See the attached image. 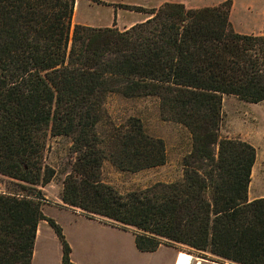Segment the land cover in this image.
Instances as JSON below:
<instances>
[{
  "label": "trees",
  "instance_id": "obj_1",
  "mask_svg": "<svg viewBox=\"0 0 264 264\" xmlns=\"http://www.w3.org/2000/svg\"><path fill=\"white\" fill-rule=\"evenodd\" d=\"M122 8L149 17L120 31L75 25L76 0H0V174L21 188L0 193V264H32L43 221L62 264H75L37 189L56 177L47 164L55 137L70 138L76 155L67 208L133 231L141 252L169 246L264 264V198H249L257 151L220 135L225 96L264 102V35L237 32L230 1ZM111 94L157 98L163 120L190 131L182 180L125 194L102 180L106 161L124 172L167 163L165 141L137 118L101 131Z\"/></svg>",
  "mask_w": 264,
  "mask_h": 264
},
{
  "label": "rangeland",
  "instance_id": "obj_2",
  "mask_svg": "<svg viewBox=\"0 0 264 264\" xmlns=\"http://www.w3.org/2000/svg\"><path fill=\"white\" fill-rule=\"evenodd\" d=\"M100 1L102 3L99 4L92 0H76L74 24L94 28L116 27L124 31L132 24L147 19L149 15L127 10L122 5L152 9L171 2L183 3L188 9H202L218 7L230 1V18L236 31L241 34L264 35V0ZM117 11L119 18L116 16ZM106 109L108 119L102 125L101 131L109 133L112 129L110 124L119 126L127 123L130 118H137L142 121L149 136L165 141L167 150V163L164 166L139 172L120 171L106 161L102 168V180L106 184L125 194L184 178L183 162L192 151V134L180 124L163 120L157 98L127 99L120 94H111L107 99ZM220 135L224 139L248 142L255 147L257 157L249 195L252 198L264 197V102L250 104L235 96H225ZM49 145L47 164L55 169L56 177L46 187L37 189L43 192L46 202L56 205L62 195L64 181L72 172L76 155L72 150V140L68 137L52 138ZM18 184L20 182L0 174V193L19 192L21 188ZM45 212L62 228L72 249L71 258L75 264H173L181 251L194 257L231 264L211 254L189 248L161 246L155 252H141L137 248L133 231L101 220L97 222L95 220L98 219L87 216L81 217L54 206L46 207ZM35 249L37 254L32 264H62V243L48 223L42 225Z\"/></svg>",
  "mask_w": 264,
  "mask_h": 264
},
{
  "label": "crops",
  "instance_id": "obj_3",
  "mask_svg": "<svg viewBox=\"0 0 264 264\" xmlns=\"http://www.w3.org/2000/svg\"><path fill=\"white\" fill-rule=\"evenodd\" d=\"M116 16H117V18H119V14H118V11L116 12ZM75 17H76V15H75ZM114 21V20H113ZM117 21V20H116ZM144 21V20H143ZM142 22V21H141ZM136 23H134V24H132L130 27H128L127 29H129V28H131L132 26H134ZM82 25V24H81ZM86 26V25H85ZM117 27H118V25H117ZM126 30V29H125ZM120 31H122L121 29H120ZM250 196V200H255V199H257V198H264V197H257V198H252V196L251 195H249ZM45 204H44V206H43V211H44V214L47 216V217H49L47 214H46V212H45V208L46 207H57V208H60V209H66V210H69V211H71V212H73V213H76L77 215H79V216H85L84 214H83V212L81 211V210H79V209H75V210H73V209H70V208H67L65 205H64V203L62 202V200H61V197H60V199L56 202V205H51L50 203H48V202H44ZM95 221H97V222H99V220H95ZM47 224V222L46 221H43V222H41V224H40V226H39V230H38V235H37V240H36V243H37V241H38V239H39V237H40V233H41V227H42V225H46ZM36 254H37V252H36V249H35V253H34V257H36ZM197 259H200L201 260V264H229V263H220V262H215V261H212V260H206V259H202V258H198V257H196ZM34 259V258H33Z\"/></svg>",
  "mask_w": 264,
  "mask_h": 264
},
{
  "label": "bare ground",
  "instance_id": "obj_4",
  "mask_svg": "<svg viewBox=\"0 0 264 264\" xmlns=\"http://www.w3.org/2000/svg\"><path fill=\"white\" fill-rule=\"evenodd\" d=\"M173 264H201V260L185 251H181L177 254Z\"/></svg>",
  "mask_w": 264,
  "mask_h": 264
}]
</instances>
